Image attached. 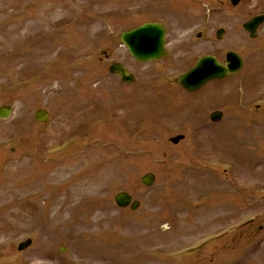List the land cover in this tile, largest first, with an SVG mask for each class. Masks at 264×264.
Instances as JSON below:
<instances>
[{"label":"rangeland","instance_id":"obj_1","mask_svg":"<svg viewBox=\"0 0 264 264\" xmlns=\"http://www.w3.org/2000/svg\"><path fill=\"white\" fill-rule=\"evenodd\" d=\"M209 10L227 31L217 56L240 52L244 76L261 73L246 110L217 124L193 115L205 89L175 84L209 53ZM260 14L264 0H0V108H13L0 119V264H264V27L257 40L243 29ZM153 21L171 58L139 64L120 36ZM116 62L135 84L110 75ZM121 192L140 209L118 208Z\"/></svg>","mask_w":264,"mask_h":264},{"label":"water","instance_id":"obj_2","mask_svg":"<svg viewBox=\"0 0 264 264\" xmlns=\"http://www.w3.org/2000/svg\"><path fill=\"white\" fill-rule=\"evenodd\" d=\"M240 0H232L234 5H237ZM263 18L252 20L245 28L251 33L252 37H255L257 27L262 23ZM164 34L165 31L157 24H146L134 31L125 33L122 35V42L125 43L131 54L138 61H151L158 60L163 57H168V54L164 51ZM236 58V55L231 53L228 55V66H221L216 63L213 58L202 59L197 66L191 70L188 74L180 79V84L186 87L190 91L199 89L207 80L211 78H224L229 74L235 73L240 69V63H230V59ZM111 73L120 74L122 81L126 83H133L134 78L130 76L126 69L119 65L114 64L111 69ZM12 109L2 108L0 109V118L8 119L10 117ZM48 114L46 112H39L36 119L41 122L47 121ZM214 121H219V117H213ZM183 137L173 139L174 144H178ZM143 183L147 186H152L155 182L153 175H147L143 178ZM117 204L120 207H127L132 203V198L126 194L121 193L116 197ZM139 207L138 202H134L132 209L135 210Z\"/></svg>","mask_w":264,"mask_h":264},{"label":"flooded vegetation","instance_id":"obj_3","mask_svg":"<svg viewBox=\"0 0 264 264\" xmlns=\"http://www.w3.org/2000/svg\"><path fill=\"white\" fill-rule=\"evenodd\" d=\"M215 20H212L211 15L209 18L205 20L204 24V30L206 31L207 37H208V51L209 55L214 56L219 60L221 63H224L225 57L224 58H219L216 54V24ZM167 28V45L169 46L168 43V38H169V33L170 29L168 28L167 25L164 24ZM197 38L199 41L204 39V33L199 32L197 34ZM206 40V38L204 39ZM262 45V43H261ZM213 52V53H212ZM243 67L241 71L235 75H230L227 78L223 80H213L209 83H207L202 89H200L199 92H202V90L205 89V93L207 94L206 96L211 98L212 101L210 102H203L200 103V106L198 107V112L193 113L195 115V118L197 119H202L203 117L210 116L215 112H222V119L226 118V115L231 113V111L237 107H241V109L246 110L244 103L246 102L245 99L248 96V93L250 92V88L254 87L253 84L251 83L252 81L258 82L261 78V73L259 70H249V76L246 74L244 76V72L247 67H250V64L245 57H243ZM231 82V81H236L234 86H228L225 90H221L219 85L226 83V82ZM178 87H180L177 83H175ZM238 87L239 91L238 92ZM182 90H184L182 87H180ZM234 89V90H232ZM245 89V92H244ZM185 91V90H184ZM197 92V93H199ZM220 105V106H219ZM222 106V107H221ZM213 107V108H211ZM260 106H257V110H260ZM209 108V109H208ZM196 111V110H195ZM232 113L231 115H233ZM239 114L241 119H244V114L243 113H236V115ZM249 116V114L247 115Z\"/></svg>","mask_w":264,"mask_h":264}]
</instances>
